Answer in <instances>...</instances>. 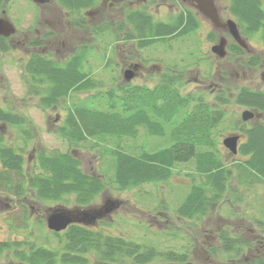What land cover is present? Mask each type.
<instances>
[{"label": "trees", "instance_id": "1", "mask_svg": "<svg viewBox=\"0 0 264 264\" xmlns=\"http://www.w3.org/2000/svg\"><path fill=\"white\" fill-rule=\"evenodd\" d=\"M230 10L243 32H259L264 42V10L257 0H234ZM186 15L190 19L193 13L187 10ZM183 16L180 13L167 24L150 21L144 26L134 25L138 44H150L162 38L158 35L171 33L180 26L182 28L176 35L189 33L195 23L188 20L184 24ZM33 44H36L35 41ZM8 49L7 38L0 35V52ZM263 61L262 55H250L243 63L256 66ZM22 71L27 80L28 94L38 96L43 108L55 107L61 98L71 92L90 91L96 87L83 69L82 52L64 62L32 52L22 64ZM182 79L178 72L168 79L161 78L154 88L126 84L125 88L120 87L117 95L110 89L106 91L110 99L104 106L100 102L95 105L72 104L67 107L63 123L57 131L70 144L78 145L102 136L117 139L135 136L139 127L157 136H164L169 129V145L154 151L144 150L141 146L140 152L131 153L117 142L116 147L110 150L114 167L112 181L119 190L166 181L177 163L192 160L194 168L188 175L194 181L197 175L199 183L193 181L175 208L179 218L191 220L201 219L213 203L225 201L229 194L238 193V189L232 188L230 183L233 175L237 184L243 187L264 183V88L242 86L234 91L228 88L219 91L216 101L207 102L193 93L182 94ZM100 94L97 91L92 96L100 98ZM230 101L261 113L258 119L235 123L234 128L242 133L243 139L239 141L237 150L242 158L232 161L230 167L233 166V170L219 155L213 131L223 121L224 106ZM178 113L182 116L176 119ZM29 121L23 113L0 105V190L21 197L31 189L39 201L60 200L65 195H72L74 206L89 205L105 188V182L99 175L84 171L80 159L73 152L39 150L36 158L40 171L34 172L30 179L25 176L22 148L7 144L2 129L5 125L16 126L27 143L26 139L31 135L27 127ZM96 144L93 143L92 147ZM256 221L261 224L257 238L264 239V219L256 218ZM54 234L64 238L60 250L6 240L0 241V257L3 253L12 255L17 264H147L156 257H162L166 262L183 261L193 254L190 244L187 249L161 250L123 235L93 230L76 223ZM218 240L221 244L211 248V251L221 256H239L246 243L241 234L233 236L228 228L218 232ZM8 259L5 264H14Z\"/></svg>", "mask_w": 264, "mask_h": 264}, {"label": "rangeland", "instance_id": "2", "mask_svg": "<svg viewBox=\"0 0 264 264\" xmlns=\"http://www.w3.org/2000/svg\"><path fill=\"white\" fill-rule=\"evenodd\" d=\"M14 1L11 3L10 14L13 16L15 26L17 28L28 26L31 21L30 16L33 15L36 7L23 0ZM215 3L222 18H233L229 12L228 1ZM201 18L206 19L202 15ZM39 26L43 25L39 24ZM214 33L212 28L207 30L199 28L198 31L189 33L187 36L178 39L172 36L170 38L174 39L169 41L167 38L164 41L166 44L155 43L148 48L140 49L137 53L131 39L119 40L118 37L121 36L113 35L110 30L97 34H83L84 39L78 40H72L70 36L64 40L66 49L63 51L68 54L76 44H81L82 47L86 44L90 47L88 55H84L82 51L83 69L93 79L96 87L90 91L71 92L68 96L61 98L55 107L50 108H43L38 102V96L28 94L27 80L22 71L25 56L20 50V43L14 48L0 52V105L13 112L23 113L30 120L27 127L31 135L26 139L27 143L16 126L5 125L2 129L4 141L7 144L22 148L25 176L30 179L34 172L40 171L36 158L39 150L73 152V155L80 159L84 171L99 175L105 182V188L97 194L90 205L99 207L108 199L121 200L120 207L111 210L107 216L99 220L98 224L90 226L91 229L123 235L135 242L156 246L161 250L187 249L190 244L192 256L200 258L204 255L205 240L216 241L218 232L223 228H228L233 236L241 234L244 239L258 233L261 230V224L256 221V218L264 219V183L243 187L237 184L234 175L230 183L232 188L238 189V193H231L225 201L213 203L201 219L189 220L177 216L175 208L194 181L192 176L188 175L194 168L192 160L177 163L172 175L166 181L148 182L124 190L116 188V184L112 181L114 167L110 150L116 147L117 142L124 150L131 153L140 152L141 146L144 150L154 151L169 145V129L164 136L149 134L142 128L136 131L135 136H123L121 139L102 136L86 144L78 145L70 144L57 131L58 126L63 123L68 106L80 103L95 105L97 102L104 106V103L110 99L106 91L113 89L116 95L119 94L121 85L127 83L123 77L124 69L127 68L126 63L132 58L135 60L148 58L145 63L162 58L164 62L176 64L179 68L185 65L192 67L191 70L181 72L184 80L191 79L181 92L182 94L186 91L204 94L206 98H203L207 102L216 101L215 96L218 94L214 96L201 91L203 88L205 91H210L212 82L223 83L222 91L228 88L234 91L242 86L254 89L264 88L262 66L246 65L243 63V58H235L232 54L223 59L215 57L210 51L209 44L211 40L212 43L217 41ZM250 41L254 45H262L260 34H255ZM127 51L130 53L127 54ZM197 56L204 58L195 65ZM145 74L142 78L135 80L144 82ZM195 76L203 79L204 86H198L192 82ZM184 83L186 84V81ZM97 91L101 92L100 98L92 96ZM213 92L215 93L214 90ZM247 108L230 101L224 106L223 121L213 130L218 153L228 167L232 165V161L239 160L242 156L237 153L231 155L222 145L221 140L230 133H240L239 141L243 139L242 133L234 127L236 121L241 120V112ZM181 116L182 114L178 113L175 117L179 119ZM95 142L96 146L92 147ZM230 168L233 170V166ZM195 178L194 182L199 183V177L195 175ZM57 205L73 207L75 205L73 196L65 195L60 200L39 201L31 189L25 191L21 197L0 190V241L29 242L60 250L64 238L60 237V240L47 228L45 218L50 208ZM136 206L142 210L136 209ZM149 216H152V219ZM8 258L14 264L18 263L15 257L7 256L5 253L0 260L7 262Z\"/></svg>", "mask_w": 264, "mask_h": 264}, {"label": "flooded vegetation", "instance_id": "3", "mask_svg": "<svg viewBox=\"0 0 264 264\" xmlns=\"http://www.w3.org/2000/svg\"><path fill=\"white\" fill-rule=\"evenodd\" d=\"M22 1V0H21ZM26 3H32L36 8L33 15L30 16L31 21L28 26L17 28L15 26V21L13 16L10 14L11 3L15 2L14 0H0V17L5 18L14 25V32L8 36L7 42L9 48H14L17 44L20 43V50L24 53L25 59L23 63L29 58L32 52H38L42 55L48 56V58L57 61L64 62L70 59L76 53L84 52V55H88L90 47L84 44L82 47L81 44H76L71 49V52L66 54L64 49L65 42L64 40L72 36V40L84 39L83 34H97L110 30V33L113 35H119V40H128L131 39L134 42V48L136 53L140 49L148 48L149 46L160 43L166 44L164 42L167 38L169 41L171 39H178L183 36H187L189 33H194L199 28L204 29H214V35H216L217 41L214 43L209 42L210 51L211 46L218 42L219 38L223 36L225 38V50L226 55L224 57L232 54L235 58L241 57L245 62L249 59L250 55H262L264 58V42L261 40V46L254 45L250 39L254 37L255 34H246L242 31L239 21L236 16L232 14L230 7L234 0H213L214 11L210 9V6L204 0H23ZM228 1L229 12L232 14L233 18L226 17L222 18L219 13V9L216 6L215 2ZM260 3V6L264 10V0H257ZM190 6V8H189ZM221 6V5H220ZM9 8V9H8ZM190 10L193 13L192 18L188 19L186 11ZM213 12L216 15L213 16ZM183 13V23L186 24L189 20L190 23H195V27L189 33L183 35H176L181 26L176 28L173 32L168 34H161L157 37H162L161 39L151 42L145 46H140L138 44L139 38L135 37L136 31L134 25L140 24L141 26L146 25L148 22H162L164 24L170 23L171 20L178 16V14ZM201 15L206 19H202ZM233 19L236 22L240 36L245 42L246 46H242L233 36L228 32L226 20ZM99 23V25H96ZM110 23V25H109ZM39 24L43 25L41 27ZM112 29H114L112 31ZM32 32L34 34H32ZM114 32V33H113ZM176 36L174 38H170ZM86 38V37H85ZM164 39V40H163ZM15 40V43H14ZM35 41L36 44H33ZM214 41V40H213ZM169 43V42H168ZM82 52V53H83ZM212 52V51H211ZM130 51H127L129 54ZM66 55H69L66 57ZM215 55V54H214ZM134 56V54H133ZM21 57V56H20ZM215 57H217L215 55ZM223 57V58H224ZM22 58V57H21ZM203 56H197V65L199 60H202ZM222 58V59H223ZM148 58H143L141 60L138 58L129 59L126 63L127 68L124 69L132 70L133 76L130 80H125L127 83L121 85L125 88L126 84L130 86L137 87H148L154 88L160 81L161 78H170L172 74L178 72H184L187 70L193 69L192 67L185 65L181 68L176 64H169L164 62L162 58L156 60H150V63L147 62ZM84 63V61H83ZM128 64V65H127ZM263 67V77H264V61L259 64ZM146 71L145 74V70ZM144 77V82L141 80H135L137 78ZM182 75V74H181ZM124 77V76H123ZM183 78V76H182ZM134 80V81H133ZM191 79H182V84L180 90L185 88V85H188ZM193 83L200 86H204L203 79L195 76L192 79ZM186 81V84L184 83ZM203 81V82H202ZM223 83L212 82L210 84V91H205L203 88L201 91L203 93H210L214 96L218 93L219 90H223ZM215 91V93L213 92ZM218 90V91H217ZM217 91V92H216ZM182 93V92H181ZM193 93L195 97L198 96L205 97L206 95L198 92H188ZM187 94V91L186 93ZM201 94V95H200ZM217 94V95H218ZM216 95V96H217ZM215 96V98H216ZM143 127H139L142 129ZM144 129V128H143ZM240 134V133H239ZM114 200V206L111 207L109 212L120 207L121 200ZM100 205L99 207H101ZM136 209L142 210L140 207L136 206ZM109 212H104L102 217L108 215ZM152 219V216H149ZM98 219L95 224L86 225L81 223H76L83 225L85 227L94 226L98 224ZM204 242V241H203ZM205 246H203L204 255L200 258L195 256H189L183 261H164L162 257H156L154 260L149 261L147 264H264V239H258L257 234H253L251 237L246 239L244 246L243 254L239 256H221L215 255L211 251L214 246L220 245L221 242L217 239L216 241H206ZM1 263V262H0ZM6 262L3 261L2 264Z\"/></svg>", "mask_w": 264, "mask_h": 264}, {"label": "water", "instance_id": "4", "mask_svg": "<svg viewBox=\"0 0 264 264\" xmlns=\"http://www.w3.org/2000/svg\"><path fill=\"white\" fill-rule=\"evenodd\" d=\"M210 6V9L214 11L213 0H204ZM216 15L213 12V16ZM227 30L242 46H246L243 42L240 33L238 31L236 22L233 19L226 20ZM15 30L13 24L3 17H0V35L8 36ZM211 51L219 58L225 56V38L221 36L218 42L211 46ZM133 76L132 70H125L124 77L126 80H130ZM261 113L253 111L252 109H244L241 112V119L246 121L254 117L259 118ZM238 134H229L222 139V144L229 150L230 153L235 154L238 150ZM114 206V200L108 199L101 207H73L68 208L62 205L51 207L46 215V226L49 230L54 232H60L67 228L72 223H82L86 225L94 224L98 218H101L104 212H109L111 207Z\"/></svg>", "mask_w": 264, "mask_h": 264}]
</instances>
